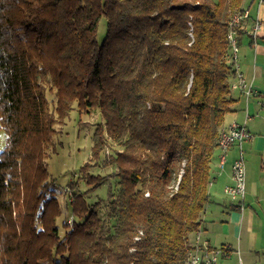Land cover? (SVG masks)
I'll use <instances>...</instances> for the list:
<instances>
[{
  "label": "trees",
  "instance_id": "trees-1",
  "mask_svg": "<svg viewBox=\"0 0 264 264\" xmlns=\"http://www.w3.org/2000/svg\"><path fill=\"white\" fill-rule=\"evenodd\" d=\"M242 6L0 0V264L185 263L231 110L228 21ZM72 108L99 112L90 158L112 167L115 183L100 215V202L87 204L68 182L77 219L63 221L60 235L58 187L44 158L53 125ZM104 177L84 181L94 187Z\"/></svg>",
  "mask_w": 264,
  "mask_h": 264
},
{
  "label": "crops",
  "instance_id": "crops-1",
  "mask_svg": "<svg viewBox=\"0 0 264 264\" xmlns=\"http://www.w3.org/2000/svg\"><path fill=\"white\" fill-rule=\"evenodd\" d=\"M243 5L249 6L250 16L240 27L237 70L251 83L254 94L246 98L238 89H230L225 126L235 120L251 136L232 144L223 161L220 149L214 150L208 200L198 229L210 245L227 249L223 263L264 264V30L255 38L248 32L254 18L264 20V0H243ZM240 154L246 164L245 194L239 204L227 198L224 187L232 184L231 165Z\"/></svg>",
  "mask_w": 264,
  "mask_h": 264
},
{
  "label": "rangeland",
  "instance_id": "rangeland-1",
  "mask_svg": "<svg viewBox=\"0 0 264 264\" xmlns=\"http://www.w3.org/2000/svg\"><path fill=\"white\" fill-rule=\"evenodd\" d=\"M105 27V19L102 17L98 22L96 31V40L98 42L102 40L105 34ZM51 97L52 95L48 94V98L50 99ZM99 121H101V116L97 110L79 113L76 108H72L65 119L61 122L57 120L53 125L55 134L51 142L46 145L45 154L47 156L45 155L44 162L48 173L47 180L55 182L58 187L56 196L62 208V213L57 218L60 235L65 232V229L61 226L63 221H66L68 226H70L73 219H77L73 217L71 212L70 202L73 199V195L70 189L66 187L68 182H77V191L84 195L87 204H92L96 201L100 202L98 207L100 215H103L105 210V199L108 189L113 188L115 183V177L111 175L113 168L94 165L95 162L90 158L93 129ZM5 140L6 135L0 129V151L5 145ZM106 152L110 151L107 150ZM243 157L245 158V156ZM82 165V170H80ZM87 173L105 177L99 185L92 187L84 181V175ZM51 182L50 185H52ZM226 196L231 200L229 195L226 194ZM200 232V239L203 240L202 231L200 230ZM219 260L223 261L222 258Z\"/></svg>",
  "mask_w": 264,
  "mask_h": 264
},
{
  "label": "built area",
  "instance_id": "built-area-1",
  "mask_svg": "<svg viewBox=\"0 0 264 264\" xmlns=\"http://www.w3.org/2000/svg\"><path fill=\"white\" fill-rule=\"evenodd\" d=\"M263 0H257L261 3ZM250 16L249 6L246 5L244 13L237 14L234 21L231 22V39L232 53L235 69L233 78V89H238L246 98L254 94V89L251 83L246 81L242 74L237 70L238 53L236 49V29L242 26V23ZM264 30V20L254 18L252 20L249 34L255 38L258 33ZM250 132L243 124L235 120L227 124V131H221L222 147H217L221 151V161L224 160L226 150L232 144H240L242 141L250 138ZM232 184L224 187V192L230 196L231 201L242 202L245 194V165L241 154L233 161L231 165ZM239 203V204H240ZM200 230L197 229L190 234H195V241H187L184 264H225L219 259L227 254V249L224 247H216L209 244L206 239H200ZM241 264V263H240Z\"/></svg>",
  "mask_w": 264,
  "mask_h": 264
},
{
  "label": "bare ground",
  "instance_id": "bare-ground-1",
  "mask_svg": "<svg viewBox=\"0 0 264 264\" xmlns=\"http://www.w3.org/2000/svg\"><path fill=\"white\" fill-rule=\"evenodd\" d=\"M246 8V5H243L239 10L233 12L230 15L229 21H228V31H227V40H228V44H229V54H230V59L233 61V53L232 51V39H231V22L234 21V17H237V14L239 13H244V10ZM236 49H239V44H238V40L236 39ZM230 89H233V79L230 82ZM232 121V120H231ZM221 131H227V125L224 126L223 128H221L218 131L217 137H216V143H217V147H222V139H221ZM188 241H195V234H190Z\"/></svg>",
  "mask_w": 264,
  "mask_h": 264
}]
</instances>
